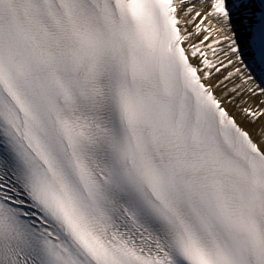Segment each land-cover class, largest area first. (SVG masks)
Returning <instances> with one entry per match:
<instances>
[{
    "label": "snow or ice",
    "instance_id": "1",
    "mask_svg": "<svg viewBox=\"0 0 264 264\" xmlns=\"http://www.w3.org/2000/svg\"><path fill=\"white\" fill-rule=\"evenodd\" d=\"M0 264H264V0H0Z\"/></svg>",
    "mask_w": 264,
    "mask_h": 264
}]
</instances>
